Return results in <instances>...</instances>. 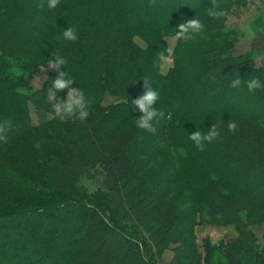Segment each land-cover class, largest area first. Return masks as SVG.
I'll return each mask as SVG.
<instances>
[{"label":"trees","instance_id":"trees-1","mask_svg":"<svg viewBox=\"0 0 264 264\" xmlns=\"http://www.w3.org/2000/svg\"><path fill=\"white\" fill-rule=\"evenodd\" d=\"M215 2L218 0H59L52 10L47 0H0V123L10 121L7 139L0 140V162L19 176L38 180L40 186L35 193L15 190L0 176V218L52 207L38 215L37 223L46 224V219L52 218L60 227L49 239L31 221L26 231L19 226V238L4 244L1 231L10 225L0 224L2 263L54 264L56 256L57 264H160L163 251L178 242L158 244L164 237L161 239V226L156 222L161 203L156 202L170 194L158 183L163 176L190 191V199L197 203L182 214L183 219L175 216L169 221L171 233L176 226L174 219L191 230L193 224L188 219L199 202L205 203L206 209L226 222L234 216L232 223L239 229L238 239L206 242L208 248L231 261L241 258L234 248H246L245 261L253 264L255 255L249 247L257 251L258 245L245 224L250 214L232 203V196H245L247 203L252 201L250 206L264 207V64L254 63L249 53L234 52V38L223 30V17L221 22L220 17L201 14ZM195 14L216 28L197 33V42L186 41L176 35V26ZM68 25L76 27V41L59 38ZM166 35H176L177 39L171 51L173 64L164 73L161 59L170 53ZM55 51L68 60L61 70L66 68L74 86L93 98L90 115L84 120L61 121L55 115L54 101L48 98V86L57 74L54 68L40 87L32 86L34 73ZM246 61L250 66L246 78L262 75V87L255 92L246 87L223 92L233 78L226 75L238 71ZM144 79L159 91L156 106L164 113L147 143L156 148L154 134L166 138L146 154L165 159L164 166L156 169L144 168L143 157L131 160L128 148L141 129L134 121L141 113L131 100L144 91ZM225 79L222 87L212 88ZM67 92V87L59 90L57 97H66ZM106 95L115 101L104 104ZM30 102L37 123L32 121ZM230 120L237 122L236 129H228ZM211 123L218 124L221 134L201 150L188 132L197 126L203 131ZM123 124L130 128H122ZM109 126L113 127L105 130L107 141L97 146L100 160L84 164L76 160L74 168L63 167L80 155L77 148L85 144L87 132ZM240 137L247 141H240ZM140 165L145 170L138 176L134 172ZM58 168L63 178L50 181L49 174ZM92 186L95 188L90 191ZM155 188L158 191L148 204L142 202L140 195L153 196ZM215 189L218 191L213 194ZM223 190L233 193L227 195ZM126 192L139 219L138 208L145 207L147 226L125 219ZM65 209L68 214L62 215ZM185 245L179 241L173 246L174 256L167 264H174L180 255L197 254L196 250L187 251ZM261 247L264 254V245Z\"/></svg>","mask_w":264,"mask_h":264},{"label":"rangeland","instance_id":"rangeland-1","mask_svg":"<svg viewBox=\"0 0 264 264\" xmlns=\"http://www.w3.org/2000/svg\"><path fill=\"white\" fill-rule=\"evenodd\" d=\"M213 7L226 10L225 15L218 16V17L221 18V22H222V17H223V30L229 31L230 32L229 35L234 38V41H233L234 52L238 53L235 51V47L237 46L244 48V51L240 53H249L254 63L258 65H263L264 64V0H218V3L215 2L213 6L203 9L201 11V14L207 15L208 9L213 8ZM200 18L205 24V30L203 32H209V31H206V29L211 31L212 29L216 28V24L207 22L202 17ZM220 26H221V23H220ZM165 39L168 42L170 53L163 55L161 59L160 67H161V71L164 73H166V71L173 64V57L171 55L172 54L171 51L173 49V46L176 43L177 36L176 35H166ZM199 39H200V36L197 33L193 34L188 39L184 38V40L186 41H193V42H197ZM48 62L44 66H42L37 72L34 73V76L32 78V86L34 88H37L38 85L41 86L42 82L46 79L48 72L52 69V67L47 65ZM248 63H249L248 61L243 63V65H241L238 68V73L237 72L228 73L225 78L230 79L238 74L243 79L246 80L247 78L245 76V73H249V67H250ZM260 78L262 79V75H260L259 79ZM225 81L226 79L223 80V82H221L220 84L217 83L212 88L219 89L220 87H222L221 84H223ZM228 90L230 91L232 90L231 86L229 88H226V90H224L223 92H226ZM113 101H115V97L106 95L103 100V103L109 104ZM29 111L32 117V121L34 123H37L38 116H37V113L35 112L32 102L29 103ZM101 116L105 117L103 115ZM136 119L134 121H136ZM111 127L113 126H109L108 128H104V129L99 128L98 129L99 132L96 131V129L95 131H93V133L87 132L86 137L84 136L85 144L77 148L80 152V155L78 157L75 156L71 158L70 161L65 163L63 167L66 168L67 170H70V168H74V166L76 165V160L78 162H81V164L90 162V159L100 160L102 157H101V153L98 151L97 146L100 142L107 141L108 137L106 135L105 130L110 129ZM121 127L127 128V129L130 128L129 124L127 125L123 124ZM80 129L82 128L80 127ZM136 133H135L136 141L128 145L131 160L132 159L138 160L139 158L143 157L144 162L142 163V165L145 163L144 168H149V169H152V168L156 169L158 167L164 166L165 159L162 156L157 154V155L148 157V155L146 154L156 150V148L159 146V143L162 144L166 140L165 136L154 134V138H155L154 143L156 144L157 147L152 148L148 146L147 144L149 141H151L150 138L152 136V132H149L148 130L141 128ZM238 139L243 142L247 141V139L243 137H240ZM62 147L64 148L65 146L62 144ZM63 156H67V153H64ZM152 159L154 160L152 161ZM142 165L138 166L135 169L134 173L138 176H141L145 170V169H142L141 167ZM62 170L64 174H66L64 169ZM0 176L5 178L7 184L13 187L15 190L28 191V192L32 191L33 193H35V192H38L37 189H39L40 187L37 185L39 182L38 180L34 181L30 177L17 175L15 172L9 169V167L7 166L5 162H0ZM49 177H50V181L55 180V178H57L56 180H61L63 178L61 177L59 173V168L56 169L54 174L50 173ZM84 181H83L84 184H88L86 181L85 182ZM158 183H161V185L166 188V190L164 189V193L170 192L169 195L168 194L164 196L162 195L159 198V200L156 202L158 204L161 203L160 208L162 209V212L158 211L157 209L156 215L158 219L156 220V222L160 224L161 226L159 230L160 232H162L161 239L164 237V240H162V242L158 244H162L163 246L169 241H178V242L180 241L182 243L186 242L185 246H187V251L194 252V250H196L197 252V254H191L187 256L180 255L177 258V260L174 262V264H247L248 263L247 260L245 261V257H244V255H246V253L248 252V249L246 248L245 249L234 248L233 251L235 253H240L241 258L239 257L234 258L232 261L230 260V258L220 254L218 251H213L212 249L208 248L209 245H206V242L212 243V244H218V243H222V242L226 243V241L229 242L230 240L238 239L239 229L234 223H232L236 220L234 216L230 215L229 220L231 222H226L223 216L220 217V215L214 212L211 208H210L211 211L206 209L205 207L207 205L205 203L200 204L199 202L198 208L195 210V212L193 211L191 215L192 217L188 219V223L193 224L191 230L188 228H182L179 222L181 220L174 219V223H176V226L173 229V232L171 233L170 226L168 224L169 221L175 218V216L177 218L183 219L182 214L188 213L190 210H193L194 207H196L197 203L194 202V200L190 199V191H188L186 188L179 186V185L174 186L172 182L165 179L163 176H160V178L158 179ZM94 188L95 187L92 186L89 189H94ZM157 191L158 189L156 190L155 188L153 191L154 192L153 196L151 195V196L143 197L142 195H140L141 197L139 198L142 200V202L146 201V203L148 204V202L154 197ZM217 191L218 189H215L213 191V194L216 193ZM222 192L227 195H229L230 193H233L229 190H223ZM219 194L220 193L215 194V197L218 200H219V197L221 196ZM125 197L128 200L127 206L124 207V217H126L125 219H129L133 223H136L138 221V224L136 225L143 224L147 226L146 216H143V211L145 207L141 205V208H138L140 212L139 213L140 219H139L132 212L134 211V207H133L132 201L130 200V193L126 192ZM232 197H233L232 203L236 204L239 207L246 209L247 210L246 213L250 214V218L245 221V224L247 226V229L252 231L256 239L255 244L258 245L257 251H255L252 247L251 248L249 247V250H251L253 254L255 255V258L252 263L253 264H260V263L264 264V254L263 252L261 253L263 249L260 250L262 248L261 246L264 245V207H261L258 205L252 206V204L250 206V203H252V201L247 203L246 201H248V198H246L245 196L235 198V196L233 195ZM50 209L52 210L53 208L49 207L45 211H49ZM45 211L43 212L42 210H40V211H37L38 213H34V214L28 212L26 213V215L22 213L23 215L16 214V215H10L4 218H0V224L10 225L11 227V228L8 227L5 229L2 228L4 230H2L1 232L4 234L3 236L5 237L2 236L4 239L1 241H4V244L5 243L7 244L9 243L8 241L12 238L13 239L19 238V235H18L19 226L22 227L26 231V226H31L29 225L31 221L34 224L38 225L37 223L38 215L40 214L43 215V213L45 214L46 213ZM67 212L68 211L66 209L63 210L62 215L68 214ZM20 216L21 218H19ZM142 217H144V221L141 220ZM18 219H22V220H18ZM141 221H143V223ZM55 224L56 223L54 222L52 218H47L46 224H43L42 222H40V225H38V228H39V231L45 233L49 239H53L54 234L56 232V228L58 226V225L56 226ZM41 227L43 228V230H40ZM57 229H60V227ZM77 235L80 236V233L78 232ZM129 242L130 240L129 241L127 240V243L125 244L128 245ZM178 242L170 244L163 251L160 257V260H159L160 264H167L172 259V257L174 256L173 246L177 245ZM57 244H60V242H57ZM27 249H29V247H27ZM53 258H54V264H57L56 263L57 261L55 262L56 256H54ZM242 258L244 260H242ZM260 259H261V262L259 263ZM33 262H28L26 264H33ZM0 264H4L2 263L1 259H0ZM61 264H65V263H61Z\"/></svg>","mask_w":264,"mask_h":264},{"label":"clouds","instance_id":"clouds-1","mask_svg":"<svg viewBox=\"0 0 264 264\" xmlns=\"http://www.w3.org/2000/svg\"><path fill=\"white\" fill-rule=\"evenodd\" d=\"M58 3L59 0H47V7L54 10ZM225 14V9L217 7L208 9V15L210 16L218 17ZM176 29L177 36L188 39L194 33L204 31L205 24L200 16L195 14L194 17L179 23L176 26ZM59 38L63 41H76L78 39L76 27L74 25H68L66 28H63ZM67 64V58L59 51L52 53V59L47 65L54 68L57 74L52 79L51 85L48 86V98L51 101H54V112L59 120L64 121L76 118L84 120L90 115L93 98L74 86V80L68 74L66 68L61 70V66H66ZM236 72L238 73L237 70ZM66 76L68 77L67 79H65ZM144 81V91L138 97L131 100V105L135 106L141 113L137 116L135 121L136 125L154 133L156 131L155 122L158 121L164 113L156 106L159 99V91L151 86L148 79H144ZM230 86L233 89L246 87L248 92H255L262 87V83L258 77L249 76V78L245 80L237 74L230 80ZM66 87L68 88L66 97H57V92ZM8 127H10V121L5 120L0 123V140L7 139L5 133L8 131ZM227 127L229 130H234L237 128V122L235 120H230L227 122ZM220 134L221 132L217 123H211L203 131L197 126L195 130L190 133L188 132L189 139H191L201 150L206 147V143H210L214 139L219 138ZM91 190L92 189H90V191Z\"/></svg>","mask_w":264,"mask_h":264},{"label":"crops","instance_id":"crops-1","mask_svg":"<svg viewBox=\"0 0 264 264\" xmlns=\"http://www.w3.org/2000/svg\"><path fill=\"white\" fill-rule=\"evenodd\" d=\"M239 19H241V18H239ZM227 28H229V27H227ZM235 51L238 52V53H240V52H243L244 51V48H241V47L237 46V47H235ZM39 86L40 85H38L37 87H39Z\"/></svg>","mask_w":264,"mask_h":264}]
</instances>
